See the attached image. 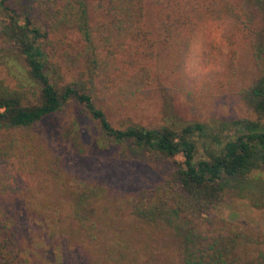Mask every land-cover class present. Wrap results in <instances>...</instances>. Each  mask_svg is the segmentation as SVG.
<instances>
[{"label":"trees","instance_id":"obj_1","mask_svg":"<svg viewBox=\"0 0 264 264\" xmlns=\"http://www.w3.org/2000/svg\"><path fill=\"white\" fill-rule=\"evenodd\" d=\"M152 3L161 5L153 14V29L145 16L146 0H91L90 7L87 0H0V56L5 48L13 49L37 85L26 91L9 87L0 77V162L19 173L55 171V149L39 163L48 144L34 127L76 103L114 143L128 144L149 162L172 163L161 180L139 189L128 203L131 221L118 228L117 238L100 255L104 264H264V232L238 227L216 214L229 193L264 192V178L253 174L264 165V0ZM221 17L231 20V47L243 41L250 54L253 76L237 90L250 117L213 125L195 121L116 129L109 124L103 109L134 106L137 93L153 82L151 65L159 43L177 89L208 94L227 83L237 69L236 51L232 48L222 61L223 72L205 71L217 63L210 40L199 71H185L193 33L206 18ZM69 32L76 33L82 48L67 40ZM71 71L74 77L68 80ZM94 188L76 186L64 191V200L54 201L60 231L78 232L93 242ZM14 201L13 189L0 183V213ZM3 219L0 264H26ZM165 229L177 254L172 263H157L151 241ZM140 241L144 243L138 246Z\"/></svg>","mask_w":264,"mask_h":264},{"label":"rangeland","instance_id":"obj_2","mask_svg":"<svg viewBox=\"0 0 264 264\" xmlns=\"http://www.w3.org/2000/svg\"><path fill=\"white\" fill-rule=\"evenodd\" d=\"M152 1L146 0L145 15L151 29L157 24L153 14L161 6ZM87 4L90 7L91 0ZM67 40L82 48L76 33L69 32ZM209 40L202 29L193 33L185 60L188 74L202 67V52ZM160 44L151 65L154 80L137 93L134 106L113 111L102 108L113 128L175 126L195 121L213 125L236 117H250V111L237 95V90L253 76L250 54L243 41L232 45L236 51L235 75L208 94H189L173 86L168 54ZM1 53L0 77L5 84L26 91L36 89L22 58L13 49L5 48ZM73 77L72 71L66 74L68 80ZM34 130L46 136L48 144L47 153L39 156V163H45L44 156L55 149V157H51L55 171L34 169L31 173H19L13 165L0 162V183L13 189L15 199L10 208L5 205L0 219L5 218L4 222L11 225L26 264H104L100 255L117 238L118 228L131 221L128 203L137 197L139 189H147L161 180L172 163L149 162L128 144L114 143L76 103H68L62 112L43 119ZM253 174L264 178V165ZM84 184L96 188L91 202L96 244L78 232L60 231L53 207L54 201L66 198L64 191ZM216 214L238 227L264 232V192H248L244 196L229 193ZM154 236L151 245L155 247L156 262L172 263L177 249L169 232L157 231ZM143 243L138 242V246ZM145 243L148 244V239Z\"/></svg>","mask_w":264,"mask_h":264},{"label":"clouds","instance_id":"obj_3","mask_svg":"<svg viewBox=\"0 0 264 264\" xmlns=\"http://www.w3.org/2000/svg\"><path fill=\"white\" fill-rule=\"evenodd\" d=\"M201 29L209 37L212 44L213 55L217 58V63L209 65L208 69L215 72H223L224 67L222 61L226 59L231 51L232 47L229 43V33L231 29V20L227 17L216 18H206L200 24Z\"/></svg>","mask_w":264,"mask_h":264}]
</instances>
